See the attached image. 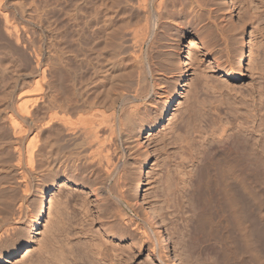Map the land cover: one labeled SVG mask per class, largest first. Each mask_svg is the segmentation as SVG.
Here are the masks:
<instances>
[{
    "label": "rangeland",
    "instance_id": "obj_1",
    "mask_svg": "<svg viewBox=\"0 0 264 264\" xmlns=\"http://www.w3.org/2000/svg\"><path fill=\"white\" fill-rule=\"evenodd\" d=\"M114 1L106 0L110 8L109 13L113 14L111 24L115 23L113 26L116 27L117 24L119 27L120 16H127V22H129L135 9L132 4L121 5L125 8L122 9L123 14L121 11V15L120 6L118 7ZM205 1H207L205 2L207 3L205 14L200 23L190 24V17L182 16L178 19L180 26L169 23L160 25L155 33L156 42L147 48L148 55L152 56L148 61L151 65L148 64L152 68L153 78L151 79L157 84L156 92L152 94L147 105H140L141 117L144 121L146 120L145 123L140 125L137 121L136 127H131L129 131L130 136L122 140V146L119 145L118 152H115L120 163L122 161L124 163L121 164L122 180H113L119 184L115 183L118 189L115 188L114 193L122 194L123 201L115 202L112 195L107 194L109 192L98 199L95 195L97 185L93 182L95 179L90 168V170L83 168L84 171L81 169L79 174L68 172V175H64L59 172L51 180L35 178L32 184V194L26 201L24 219L16 225L20 232L0 243V264H37L43 256V251L45 252L46 248L50 250L54 241L60 240L58 242L66 249L68 246L63 243H66V238L72 236L73 229L80 234L77 235L74 232L73 244L80 240L78 244L82 246V249L83 242L88 240L93 242L102 238L101 241L105 244L102 248L104 250L105 247L107 248L105 250L107 253L104 252L107 254L108 264H173V261L177 264H254L255 261L253 262L251 254L250 256L245 254L247 248L245 249L243 235L247 225V227H252V232L258 229L264 232V12L260 18L253 17V3L249 0L250 3L247 0H226L227 3L224 0ZM4 2L9 9L14 11L16 8L26 17V22L23 20L24 24L26 23V32L23 31L25 41H22L26 44L22 46L20 45L24 44L22 42L17 44L14 37H10L5 31L4 36L0 37V66L7 70L11 69L12 72L4 70V73L7 72L4 74L3 69L0 68V71L2 70L0 108L3 111L6 105L13 107L21 98L37 94L39 91H49L50 94L59 98V102L66 100L69 96V74L72 71V69L69 70L70 72L67 71L72 66L68 58L70 57L68 51L70 38H72L71 32H74L73 28L77 24L85 23L86 15L84 14L90 7L87 0H74V2L72 0L71 3L69 0H4ZM77 2L78 5L85 2L82 4V8L85 7V9L79 8L81 4L78 6ZM94 2L99 1L94 0ZM73 8L76 9V13L73 12ZM72 12L75 15L72 14L73 18L71 17ZM76 14H82L81 16L85 17H83L84 21ZM16 15L17 18L19 17L18 20L22 21V18ZM209 15L212 16L211 20L208 18ZM41 20H44V25ZM75 20H77L76 24L73 23ZM48 27L49 29L45 30ZM134 28L135 25H131L130 30L125 31V45L128 44L129 47L134 46V41L132 42ZM218 28L221 30L223 28L225 33ZM54 29L55 38L53 37ZM47 33L52 34L51 37L54 39ZM227 34L234 36L232 41H227L228 44H226ZM6 37L8 40V37L13 38L15 42L11 41L17 46H14L15 44L8 41ZM79 40L82 46V40ZM20 52L24 53L22 54L23 59L19 56ZM37 53L41 55H39L40 59L37 58ZM57 54L60 56L55 61ZM82 64L76 67L79 71L81 69L80 72L77 69L79 74L82 72V68L79 67L83 66ZM180 64L185 74L183 73L181 79L178 80L177 73ZM36 83L41 84V90L36 88ZM173 93H176V96L170 99ZM2 111L1 114L4 113ZM5 125L6 127L1 130L4 133L10 130H7L9 128L7 122H4ZM0 134L2 136L1 132ZM7 137L6 139L0 137V141L13 139L9 132ZM223 142L232 145L235 149L241 148L239 151L244 160L247 153L246 165L250 163L249 160L260 155L258 159L252 160L256 161L255 164L251 162L248 167L246 166L247 170L250 166V169L254 170L255 165L260 164L261 170L263 169L261 189L258 192L255 191V193L260 192V196L256 194L263 199L260 205L252 202L250 195L245 194L244 197L240 191V195L236 191L239 197L243 196L242 201L248 200L244 203L240 201L239 206H236V211L229 205V207L226 206L227 204L221 201L223 197L221 193H223L222 186L227 180L223 183L219 176H216L217 180L212 184L213 189L208 184L204 187L205 191L198 192L199 170L203 168L204 173L208 174L207 169L203 167V154L210 146L221 145ZM0 150L2 151V148ZM1 151L0 167L7 169L9 168V154L6 151L2 155ZM243 151L246 153H242ZM116 153H119L120 157H117ZM125 163L127 164L124 165ZM138 169H141L144 179L140 201L128 192L133 182L131 180ZM69 173H72L71 177ZM100 174L102 172L98 173L99 176ZM3 176L5 174L0 178ZM2 181L5 180L2 179ZM229 182L233 185H230L232 188ZM229 182L227 181V188L235 193V184L231 180ZM220 183H222L221 186ZM234 183H236L235 180ZM47 185L50 187L45 191ZM93 185H96L95 188ZM115 185L111 186L112 190ZM13 186H16L17 190L9 187V183H3L0 186L3 196L0 207L5 209L7 201L5 199H8L7 208L5 211L2 209L4 216L18 208L17 200L22 192L19 185L13 184ZM1 188L6 189L1 190ZM219 189H222L221 192H218ZM51 195L54 197L53 206L40 215V202ZM84 203L88 205L85 210L83 209ZM148 206L153 209L156 220L160 222V225L162 224L161 227L167 235L168 246L173 250L172 255L176 253L173 255L175 257L164 256L161 259L157 255L159 251H156L159 248L154 249L155 240L153 239L157 238V234L154 233V237L151 235L153 238L151 239L150 234L148 236L143 233V229L146 228L145 219ZM59 210H65L66 215L63 218L64 223L67 222L66 225L57 219ZM126 212L134 219L135 224L123 223V214ZM149 228L153 229V225ZM84 232H86L85 235ZM150 233L153 231L150 230ZM58 234L65 241L60 239ZM75 234L79 236L77 239ZM78 244H74L77 247L74 249H79ZM84 249L87 248L84 247ZM27 251L29 254L22 258ZM90 252L88 259L92 258L93 251ZM91 261L92 259L89 262Z\"/></svg>",
    "mask_w": 264,
    "mask_h": 264
},
{
    "label": "bare ground",
    "instance_id": "obj_2",
    "mask_svg": "<svg viewBox=\"0 0 264 264\" xmlns=\"http://www.w3.org/2000/svg\"><path fill=\"white\" fill-rule=\"evenodd\" d=\"M71 1L69 0L70 3ZM98 1L99 2H94V0H87V3L90 5V7H88V11H86V14L83 13L85 11L80 12L84 14V16L86 15L85 23L83 22L84 24L83 25L80 24L79 22L80 25L77 24V26L73 28L74 32H71L72 38H70L71 41L69 44L70 45L69 51L68 50L67 51L68 53L70 52L69 53L70 57L68 58H70L72 66L69 65L70 67L69 69H67V71L70 72L71 69L72 71L69 74L70 85H69V96L67 97V99L64 101L60 100L61 102H59V98L56 97L55 95L50 94L49 91H39V93L37 94L28 95L26 97L21 98L13 107L6 105L7 107L4 108L6 110L4 111L3 109L4 113L2 111V108H0V132L2 133V136L0 137L6 139L5 137H7L9 132V135L11 133L13 138V139L10 138L7 141L5 140L2 142L0 141L1 143L4 142L3 144L0 143L1 144L0 148H2V151L1 150L0 151L2 155L6 151L9 154V158H8L9 168L6 169L4 167L2 168L0 167V176L5 174L3 178H0V186L1 184L3 185V183H7V184L9 183V187L15 189L16 186L14 187L13 184L19 185V189H21L22 192V194L19 196L17 200L18 208L15 211L13 212L11 211L9 215L4 216L2 215L3 212L2 209L4 208L0 207V243H3L4 240L9 238L10 236H13L16 233L20 232V230L18 231V229L16 228L17 227L16 225L18 223H21L24 219L25 210L27 208L26 201L27 198L32 194V189H33L32 184L35 178L51 180V178L53 179L54 178L53 176L59 174V172L64 173V175L67 174L68 172H73L74 174L76 172L77 174H79L81 169L83 170V168L85 169L90 168L91 174L94 175L93 178L95 179L93 180V182H95V184L97 185V186L95 185L96 188L93 185L95 188L96 197L100 199L103 194L109 192L107 194H111L115 202L121 203L123 201L122 194L114 193L115 188L118 189L117 188L118 186L115 185L116 181L114 182L113 180L116 179L117 181L122 180L123 175L121 176L122 174L121 164L124 163V161L120 163L118 158H116L115 156V152L117 151V147H119V145L122 146L121 142L124 138H127L131 127H136L138 122L140 123V125H143L145 123L146 120L144 121V119L141 117L140 105L143 106L147 105V103L149 102L148 100L153 96L152 94H155L156 92L155 87L157 84H155L154 80L151 79L153 78L152 77L153 73L151 70L152 68H150L148 64L150 63L151 65V62L148 61L152 56L150 57V55H148L149 51L147 52L148 50L147 48L149 47V45H152L153 43L156 42L157 38L155 37V33L160 25L162 26L165 23L166 24L169 23L172 25L180 26V23H178V19L182 16L190 17V21H189L190 24L200 23L204 18V14H205L204 10L207 4L205 3L207 2L205 0H115L117 3L114 0H112L115 2V4L118 5V7L120 6L121 8L120 14L121 11L123 14L122 9H125L124 7L122 8L121 5L124 6V4L127 3L128 5L132 4V6L134 7L132 8L135 9V11H133L134 13L132 15V18L131 19L129 18L130 19L129 22H127L128 21L127 20L128 18H126L127 16L126 17H124L125 15L120 16L121 17L120 26L117 27L116 24V27H114L113 25L115 23L113 25L111 24L112 22L111 15L113 14L109 13L110 8L108 6V3L106 2V0H98ZM224 1L225 3H227L226 0ZM249 1L253 3L252 8L254 10L252 16L255 17L256 19L260 18L262 16V13L264 12V0H259V1L249 0ZM79 2H83V1H79ZM80 4L78 5L77 2L76 5L80 6ZM82 4L81 7L79 8H82L83 6ZM72 7H74V5ZM82 9H85V7ZM72 10L73 12L76 13V9L73 8ZM86 10H87V6H86ZM79 11L80 10L78 9L77 12L79 13ZM73 12L71 13V15L73 14ZM16 14H18L22 18V21L18 20L19 17L17 18ZM73 15L71 16L72 18ZM76 15H79V17L81 18L84 17V16L82 17L80 14H76ZM211 17H212L211 15L208 16L210 20L212 19ZM25 18L26 17L23 16V14L20 11H17L16 8L13 11L6 6L4 0H0V37L4 36L5 34L4 31H5L7 35H9L10 37H14L17 44L18 43L20 44L22 41H25L24 40L25 37L23 36V34H25L23 31L26 30V23L24 24V21L26 22ZM84 18L83 20L82 19H77V20L84 21ZM44 20H41V22L43 21V24L40 22L42 25H44ZM77 20H75V22L73 23L76 24ZM131 25H135L133 32L134 38L132 40V42L134 41L133 43L134 46L131 44L133 47H129V45L126 44L128 45L127 47L125 45L126 39L124 38V36L126 35L125 31L130 30ZM48 29L49 27L46 28L45 30ZM218 30L221 29L218 28ZM222 31L223 28L221 32ZM55 34L56 31L54 32V36H53L54 38H55ZM48 36L51 37L52 34H48ZM10 37H8L9 40L7 39V37L6 39L8 41L11 40L14 41V39L13 38L10 39ZM53 37L51 38L54 39ZM233 37H234L233 34H229L227 37L228 40H226V44H228L227 41L229 40L232 41ZM79 39L82 40V46L81 44H79L81 43ZM8 41L6 42L9 45ZM14 42L13 44H15ZM25 44L26 42L20 45L22 46ZM14 46L17 45L15 44ZM150 49L151 48H149V50ZM18 50L20 51L21 49ZM18 50L17 52H19ZM38 53H37L38 57L36 56L37 58L41 56ZM22 54L24 53L22 52L21 55H19L21 59H23ZM59 54H61V52ZM59 56L57 54L56 58ZM56 58L55 61L58 60V58L57 59ZM63 60L64 58L62 59V61ZM77 63L79 64L83 63L82 64L83 66H79L82 68L81 74H79L81 69L79 71V68H76L79 65V64L77 65ZM40 64L42 63L40 62ZM0 68L3 69V73L7 70V68L4 69L1 66ZM77 69L79 72L77 71ZM8 70H10V73H12L11 69ZM1 71L0 74L2 73ZM183 73L185 74L183 67L180 64L179 71L177 73L178 80L181 79ZM40 85L41 84L38 83L36 85V88L41 90L42 88ZM175 96L176 93H173L170 99H172ZM1 111L3 114H1ZM4 122H7L9 124L7 125L9 126L7 130L10 129L11 131L9 130L6 132L4 130L5 133L1 131L2 128L6 127V125L4 126ZM221 128L223 127L221 126ZM223 131H225V129H223ZM257 131H259V133L261 132L259 129ZM222 133L220 135H222ZM223 143L221 145L210 146L208 151L205 154H203L202 163H203V167L207 169L208 174L206 175L204 173L203 168L199 170V174L197 175L198 192L201 193L202 190L205 191L204 187L208 184H210V186L212 187V184L216 182L215 180H217L216 176H219L220 179L223 180V183L225 180H227L228 182L231 180V182L235 184L234 188L238 189V190L234 189L235 193L236 191H238V193L240 191V193L243 194V196L245 194L248 196L250 195L252 202H255L256 204L257 203L261 204V201L263 199L261 198L262 199L261 200L258 197V195L260 196L259 194L260 192L259 193L257 192L260 191L261 189V185H262L261 177L263 176L262 175L263 169L261 170L260 164L255 165V167L253 166L256 163L255 161L256 158L259 157L260 155L255 156L256 158L252 157L253 159H255L254 162L252 161L253 159L251 161L249 160L250 163L251 162L254 163L252 165L254 167L253 168L254 170L250 169L251 166L247 170L246 166L248 167L250 164L248 163L246 165L245 163L247 153L245 152L246 153L245 154L244 151L242 152L245 154V160H244L241 151H239L241 148H239L238 150V148L235 149V147L233 148V146L230 144H225V143L223 144ZM117 157L120 156L118 155ZM126 164L127 163H125L124 165ZM12 171H14V173H12ZM99 172H102L100 176L98 175ZM71 174L69 177H71ZM95 175L97 176V178L95 177ZM2 179L5 181H2ZM234 180L236 181V183H234ZM112 181H113L112 184L115 185L114 190H112L113 187L111 188V186H113L111 185ZM131 181L133 182L130 184L128 192H130L133 198L140 201L144 186V179L141 169L137 170L135 176L133 177V180ZM227 181H225L226 182L225 185L222 186L223 193L221 194H223L222 195L223 197L221 198V201H223L222 203H224L225 205L227 204L226 206L229 205L235 210L236 206H239L238 203L242 201L241 199H243V196L239 197L240 193L238 195L237 193L235 194L233 191H231L232 189L229 190V188H227L228 187L227 185L229 184L230 186L232 184H230V182L227 184ZM221 184L222 183H220V186ZM210 186L209 188H211ZM49 187L50 185H47L45 191ZM213 188L214 187H212V189ZM5 189L1 188V190H5ZM222 189H219L218 192ZM215 190L217 191V189ZM255 191H257L256 193L258 195L255 193ZM2 197L3 196L0 191V201ZM12 200H14V197H12ZM5 201L4 202L8 205L7 198L5 199ZM245 201L242 202L244 203ZM6 204L5 207L7 208ZM53 204H54L53 195L41 201L40 215H42V213L46 211L48 208L52 207ZM85 205L83 208L84 210L85 208L87 209L88 206ZM65 210L67 209L65 208ZM65 210L64 211L59 210V212H57L58 213L57 219H59V222L62 224H65L64 223L65 219L63 218L64 215H66L64 213ZM153 212H154L153 209L148 206V210L146 211V219H145L146 228L143 229L144 230L143 233L148 236L149 234L150 236L151 235L153 236L154 233L157 234V238L155 237L153 239L151 236V239H153V241L155 240L154 249L159 248V250L156 251H159V254L157 255L160 256L161 259L164 256L172 257L173 255H176V253L172 255L173 250H171L168 246L167 235L161 227L162 224L160 225V222L156 220ZM123 215H124V218L122 220L123 223L128 225L131 223L135 224L134 223L135 221H133L134 219L130 215H127V212L126 214L124 213ZM71 224L73 225L74 223ZM152 225H153V229L149 228ZM61 226L62 225L60 224V228ZM247 226L244 229L245 231L243 230L244 231L243 238H245L244 244L246 245L245 249L247 248V250H245L246 251L245 254L247 255L249 254V256L251 254V257L253 258V262L255 261L254 264H264V257H263L264 232H262L263 230L257 228L258 230L256 229L257 231H254L255 232L254 233L252 232L253 230L251 231L252 227L250 228ZM61 230L65 232V230L63 229ZM150 230L151 232L153 231V233H150ZM73 231L75 232L76 230L73 229ZM66 232L69 231L66 230ZM74 232L72 233V236L69 237L67 236L68 238H66L64 234H62L61 232L63 237L67 239L66 243L63 244L69 247V248L67 247L68 252H66L67 250L66 246H65L66 249H64L63 245L60 242H58L60 240H58L57 242L54 241V243H52L51 245L52 248L50 250L48 248H46L47 249L46 250L44 247L46 253L43 251L42 253L43 256L37 264H47V263L48 264H80L79 262H81V264H88V263L108 264L107 263L108 260L106 258L107 254H105L106 252L105 250L107 248L105 247V250L104 248H102L105 246L104 241L103 242L101 241L102 238L96 240L93 238L95 240L93 242H90L91 240L90 241L88 240L90 243L88 241L82 243L81 241L80 244L82 243L84 247L87 248L88 250L84 249V247L82 249V246L78 244L80 240L78 241V243H76L77 241H75L74 244L79 245V246L77 245L79 249L76 250L74 249L76 245L73 244ZM85 233L86 232H84V235ZM67 234L68 233H66V235ZM76 234L75 237L77 239L79 236L77 237ZM59 236L60 239H63L65 241L64 238H61L62 236L60 234H58V237ZM148 239H150V237ZM90 251H93L92 252L93 254H91L92 255L91 259L93 262L91 261V263L89 262L91 259H88L90 258V253H91ZM28 254L29 251H27L22 258L27 256ZM173 264H177L176 261H173Z\"/></svg>",
    "mask_w": 264,
    "mask_h": 264
}]
</instances>
